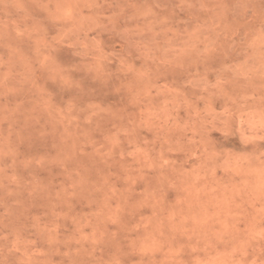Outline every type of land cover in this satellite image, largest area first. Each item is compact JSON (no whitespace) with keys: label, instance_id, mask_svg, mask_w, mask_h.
<instances>
[{"label":"rangeland","instance_id":"1","mask_svg":"<svg viewBox=\"0 0 264 264\" xmlns=\"http://www.w3.org/2000/svg\"><path fill=\"white\" fill-rule=\"evenodd\" d=\"M0 264H264V0H0Z\"/></svg>","mask_w":264,"mask_h":264}]
</instances>
